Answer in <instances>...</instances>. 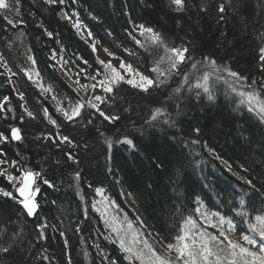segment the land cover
Returning a JSON list of instances; mask_svg holds the SVG:
<instances>
[{"label": "trees", "instance_id": "1", "mask_svg": "<svg viewBox=\"0 0 264 264\" xmlns=\"http://www.w3.org/2000/svg\"><path fill=\"white\" fill-rule=\"evenodd\" d=\"M222 3L226 12L224 20L220 21L217 8ZM201 4L207 5L206 12L200 10ZM20 11L21 17L12 14L11 18H22L26 26L13 29L0 18V53L7 56L16 71H19L17 64L28 66L26 55H34L39 70L62 93L74 95L64 77L46 68L51 63L48 56L52 50H59L62 44L67 49L63 53L65 57L76 53L95 65L88 44L77 35L72 24L62 18L64 11L78 12L94 35L102 38L104 46L113 51H120L116 46L125 40L124 29L131 19L158 30L169 43L194 41L197 57L210 55L244 75L261 77L258 49L264 46V0H187V11L179 14L171 10L169 0H79L77 4L69 0L64 6L53 7L44 5L43 0H21ZM93 16L97 19H92ZM45 28L53 33L54 39L45 35ZM108 30L114 33L112 38L107 37ZM21 31L24 35L16 39ZM8 43H12L11 49ZM29 48L31 53L27 52ZM139 63L146 70L151 66V58L143 54ZM20 75L28 105L38 118L27 119L22 126L26 136L23 145L19 148L15 144L0 145V149L6 151L9 159H16L17 153H21L20 158L27 161L30 168L41 171L55 187L38 182L41 187L39 217L50 225L45 230L48 238L40 243H37V221L27 218L14 201L0 197V231L7 229L0 246L12 243L13 234L17 235L11 252L0 255V264H68L69 259L72 264H99L94 243L104 247L116 264H128L119 249L104 239L105 225L91 211V204L98 200L95 188H103L106 196L116 200L122 213L137 225L143 236L148 238L150 229L158 241L157 232L168 240L173 238L180 221L177 208L194 207L196 197L212 210L227 212L233 204L238 205L239 197L243 196L250 219L254 221L255 215H264V123L246 110H236L224 95L218 94L212 102L206 96L196 99L188 93L187 85H179L175 79L152 96L123 85L114 105H102L106 112L120 115L119 128L98 117L87 127L84 126L86 121L75 127L63 125L62 133L80 144L78 149L72 150L81 161L77 166L67 161L63 146L57 148L50 141L36 139L56 132L43 119L42 106H47L58 122L62 123L63 118L55 112L50 99L41 96L23 74ZM3 80L4 77H0V82ZM178 86L191 98L185 99L182 95L169 107L176 126L145 124L151 110ZM10 93V86H0V95ZM12 100L15 104L14 95ZM177 103L180 108H176ZM7 127L8 124L0 120V129ZM195 128L200 129L199 135L193 131ZM122 133L133 139L136 148L130 150L127 145L114 143L109 152L105 138L115 141ZM193 140L199 143L193 144ZM77 170L81 175L79 181L75 179ZM241 178L251 180L255 187H249ZM0 187L11 189L3 178H0ZM121 191L135 209L127 206L120 196ZM86 209L89 220L84 219ZM234 211L230 214L234 215ZM138 216L147 227L139 224ZM77 226L82 228L80 233L75 231ZM59 231L65 232L69 241L67 249ZM149 242L157 244L152 238ZM85 251L89 255L85 256ZM45 256L48 259H44Z\"/></svg>", "mask_w": 264, "mask_h": 264}, {"label": "snow or ice", "instance_id": "2", "mask_svg": "<svg viewBox=\"0 0 264 264\" xmlns=\"http://www.w3.org/2000/svg\"><path fill=\"white\" fill-rule=\"evenodd\" d=\"M78 2L79 0H70L71 4ZM67 3L69 0H43V4L49 7L64 6ZM20 5L21 0H0V18L13 29L21 25L26 26L22 18H11L12 14L15 17H21ZM169 5L171 10L178 14L187 11V0H169ZM200 10L206 12L207 5L201 4ZM217 12L219 20L223 21L226 6L223 3L220 4ZM62 18L68 20L77 35L88 44L95 57V65L83 55L76 53L65 57L63 53L67 49L62 44L59 50H52L48 56L51 63L47 64L46 68L66 78L68 87L74 93L71 95L67 92L62 93L42 74L37 67V59L34 55H26L25 60L28 66L17 64L16 68L19 71H16L7 56L0 53V69H2L0 77H4L0 86L6 84L11 88L10 94L0 95V120L8 124L7 129H0V145L15 144L19 148L26 140L22 126L27 119L38 118L28 105L26 92L21 83V73L41 96L45 99L50 98L55 112L63 118L62 123L58 122L49 108L42 106L43 119L51 124L56 132L42 134L36 139L50 141L57 148L63 146L67 161L77 166L81 161L72 150L78 149L80 144L74 138L62 133L63 125L75 127L86 121L84 126L87 127L93 125L98 117L119 128L117 122L121 120L120 115L106 112L102 105H114L123 85L146 96H152L153 92L166 89L175 79L179 85H187L188 93L196 99L206 96L207 100L212 102L217 99L218 94H222L229 99L236 110H246L264 123V46L258 49V71L261 77L257 79L234 70L228 63L218 62L213 56L197 57L194 41L182 40L179 44L169 43L158 30L131 19L129 26L124 29L125 40L116 46L120 51L116 52L104 46L102 38L98 39L94 35L93 31L79 18L78 12L73 11L69 14L64 11ZM92 19L97 18L93 16ZM3 30L8 31L7 28ZM44 33L49 39H54L53 33L47 28L44 29ZM23 35L24 32L21 31L16 39H20ZM113 36L114 33L108 30L107 37ZM57 43L61 42L57 40ZM7 46L11 49L13 45L8 43ZM101 49L108 59L100 58L98 52ZM31 51L32 49H27L28 53ZM143 54L151 58V66L146 70L139 63ZM128 57L134 60H129ZM52 79H55L54 75ZM12 95L15 96V104ZM182 95L185 99L191 98L184 95L182 87L173 89L170 96L151 110L149 117L145 119V124L151 127L163 125L175 127L177 121L168 109ZM176 108H180L179 103L176 104ZM124 110L130 111L129 108ZM162 117L164 118L161 119ZM193 131L199 135L200 129L195 128ZM101 135L104 133L101 132ZM121 137L115 141L105 138L109 152L114 143L127 145L130 150L136 148L133 139L129 136L122 133ZM192 143H199V141L193 140ZM20 156L21 153L18 152L16 159H9L6 151L0 149V178L5 179L11 186V189L0 187V197L14 201L21 206L27 218L37 221L35 225L37 243H40L41 240L48 238L45 230L50 225L41 221L39 217L41 205L38 196L41 187L38 182L42 181L49 188H54L55 185L44 177L41 171L30 168L27 161ZM219 158L217 156V159ZM228 167L230 170L231 166ZM80 178V172L77 170L75 179L79 181ZM241 179L249 187H255L251 180ZM89 187L92 186L89 185ZM95 194L100 196L101 200L91 204V211L95 212L105 225L107 235L104 239L119 249L128 264H264V215H255L254 221L250 219L243 196L239 197L238 205L233 204L227 212L206 207L200 197H196L193 202L195 206L190 209H184L181 205L176 210L180 221L173 238L168 240L157 232L156 235L160 237L157 242L159 246H157L147 239H141L140 231L133 227L127 215L121 219L120 213L123 211L121 206L116 200L106 196L103 188H95ZM120 196L125 197V192L121 191ZM233 210H235L234 215L230 214ZM89 218L86 209L84 219L89 220ZM173 219L175 220V217ZM140 223L143 225L142 221ZM6 231L7 229L0 231V239ZM75 231L80 233L82 228L77 226ZM147 235L151 236L152 233L149 232ZM59 236L64 238V248L67 249L69 241L65 238V232L59 231ZM16 239L17 235L13 234L12 243L0 246V255L9 254ZM92 246L97 249L99 264H116L104 247L98 243ZM84 255L87 256L89 253L85 251ZM43 258L48 259L47 256ZM68 264H72L71 259L68 260Z\"/></svg>", "mask_w": 264, "mask_h": 264}, {"label": "rangeland", "instance_id": "3", "mask_svg": "<svg viewBox=\"0 0 264 264\" xmlns=\"http://www.w3.org/2000/svg\"><path fill=\"white\" fill-rule=\"evenodd\" d=\"M98 47H99V45H98ZM98 55L100 56L101 59H105V60L108 59L107 55L103 52L102 49L98 52ZM113 63H118V61H113ZM65 79H66V78H65ZM49 99H50V98H49ZM99 200H101V197H100V196H98V200H97V201H99ZM124 200H125V202H126V204H127V206H128L129 208H131V209H135L133 203L131 202V200H130L127 196L124 197ZM113 211H114V210H113ZM124 215H125L124 213H122V212L120 213L121 219H123V216H124ZM128 219H129V218H128ZM129 220H130V219H129ZM138 221H139V224H140V225H141L140 221L143 222V225H141L142 227H147V226H146V223H145V221H144V219H143L141 216H138ZM131 222H132V221H131ZM132 224H133V227H134V228H136L137 230H139V229L137 228V225H135L133 222H132ZM139 231H140V230H139ZM149 232L152 233L151 236H148V238H146V236H143V235L141 234V239H147V240H150V238H152V240L158 242L157 237L153 234V232H152L150 229H148V233H149ZM140 233H141V231H140Z\"/></svg>", "mask_w": 264, "mask_h": 264}]
</instances>
